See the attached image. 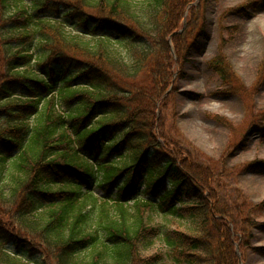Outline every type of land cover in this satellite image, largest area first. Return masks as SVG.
I'll use <instances>...</instances> for the list:
<instances>
[{
  "label": "trees",
  "instance_id": "1",
  "mask_svg": "<svg viewBox=\"0 0 264 264\" xmlns=\"http://www.w3.org/2000/svg\"><path fill=\"white\" fill-rule=\"evenodd\" d=\"M191 1L0 0V264H238L249 215L155 120L206 34Z\"/></svg>",
  "mask_w": 264,
  "mask_h": 264
},
{
  "label": "rangeland",
  "instance_id": "2",
  "mask_svg": "<svg viewBox=\"0 0 264 264\" xmlns=\"http://www.w3.org/2000/svg\"><path fill=\"white\" fill-rule=\"evenodd\" d=\"M204 6L206 34L192 48L185 76L172 80L175 90L155 120L172 145L214 174L223 201L249 215L243 235L237 232L238 264H264V0H205ZM217 55L226 78L209 65ZM253 161L257 167L248 165ZM152 222L189 225L156 213Z\"/></svg>",
  "mask_w": 264,
  "mask_h": 264
}]
</instances>
